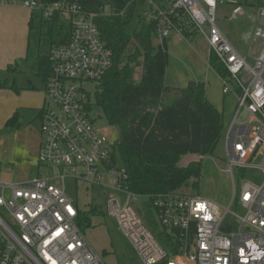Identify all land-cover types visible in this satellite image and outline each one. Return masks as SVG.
Instances as JSON below:
<instances>
[{
    "label": "built area",
    "instance_id": "obj_1",
    "mask_svg": "<svg viewBox=\"0 0 264 264\" xmlns=\"http://www.w3.org/2000/svg\"><path fill=\"white\" fill-rule=\"evenodd\" d=\"M225 3L171 0L163 9L149 0L152 12H147L158 20L161 45L174 33L183 35L174 18L185 16L229 72L227 78L220 76L223 93H234L240 106L223 139L232 199L220 205L179 190L137 194L128 188L125 170L113 165L118 134L98 127L92 109L90 86L96 87L113 66L95 13L78 0H0L1 5L21 4L48 21L58 14L71 27L69 41L53 46L49 55L51 76L45 86L49 100L41 111L37 158V165L49 170L32 180L7 182L0 168V264H107L78 224L82 209L67 193V178L115 190L107 197L106 212L116 220L139 264H264V2L254 34L261 49L253 64L217 24L219 5ZM242 13L238 3L226 19L233 21ZM244 108L247 116L241 119ZM249 170L260 171L261 181H243L241 171ZM143 199L155 209L163 231L175 237L173 246L161 243L150 230L143 207L135 206Z\"/></svg>",
    "mask_w": 264,
    "mask_h": 264
},
{
    "label": "trees",
    "instance_id": "obj_2",
    "mask_svg": "<svg viewBox=\"0 0 264 264\" xmlns=\"http://www.w3.org/2000/svg\"><path fill=\"white\" fill-rule=\"evenodd\" d=\"M152 1L163 9L171 2ZM78 2L86 11L96 14L101 38L113 55L112 68L96 86L92 109L99 108L103 115L98 114L97 121L105 117L118 134L112 162L128 174V188L137 194L151 195L179 190L189 180L200 178L201 160L180 163L184 156L215 154L227 124L222 112L207 99L205 83L192 81L184 88L167 84L168 45L167 41L164 45L154 42L158 20L147 15L152 12L149 0ZM263 2L244 0V4L258 9ZM174 22L187 40L199 35L185 16L175 17ZM29 26L26 70L41 78L45 87L51 76L50 50L69 41L71 27L58 14L48 21L37 12L32 14ZM209 63L221 77H228L229 72L212 53ZM17 64L16 61L0 72H17ZM140 65L141 78L136 80V66ZM2 73L0 88L18 92L16 82L11 83ZM18 120L15 113L7 126L17 125ZM245 174L241 171V176ZM92 217L90 211L81 210L78 224L83 232L92 225ZM159 238L170 247L175 243V237L166 231L159 233Z\"/></svg>",
    "mask_w": 264,
    "mask_h": 264
},
{
    "label": "rangeland",
    "instance_id": "obj_3",
    "mask_svg": "<svg viewBox=\"0 0 264 264\" xmlns=\"http://www.w3.org/2000/svg\"><path fill=\"white\" fill-rule=\"evenodd\" d=\"M234 2L236 4H241L243 13L235 20L228 21L226 16H229L234 9ZM260 22L259 9L244 4V0H227V3L219 5L217 13V24L219 28L238 52L246 57L251 64H253L255 55L261 48V40L255 41L254 37L256 28ZM175 34L176 33H174V35ZM176 41L177 40L170 39L168 42L169 47H171L169 51L166 80L167 84L174 88H184L187 86V83L184 81H195L198 75L196 72L190 70V65L184 60L185 58L181 59L179 57L180 55H177L176 52L178 50L179 52L186 50L188 47L195 50L196 57L199 60L203 59L204 61L208 53V43L201 34L196 36L193 40H190V44L182 43L179 45ZM4 42L5 44L2 45V47L7 45V42ZM154 42L156 45L160 43L157 35L154 37ZM204 46L206 48H204ZM140 59L143 60L142 57ZM17 62L19 72H0L2 73L1 76L9 78L11 83L15 81L19 87L18 92L10 88H0V94L3 93L0 95V168L1 178L3 181L7 182L32 180L38 175L44 174L45 170H49L47 167H39L37 165V159H35V149L39 141L41 142V118L40 110L32 108L28 99V93L33 86L38 91L44 93V83L41 78L27 72L25 58H20ZM141 74L142 66H136V80H140ZM223 88L224 86L222 83L221 91ZM90 89L93 93L94 101V94L96 91L95 84L92 83ZM211 91L214 98H208L217 104L218 107L220 106L219 109L224 116L226 124L230 123L239 110L238 108L240 105L238 97H236L234 93H223L228 103L224 104V98L221 103L219 97V87L213 84L211 86ZM47 100H49V98H47ZM9 110H11L10 113L6 115V112ZM94 110L96 115H103L102 111L96 106ZM15 113L18 114L19 123L17 125L7 126L8 119ZM246 116L247 111L244 108L239 117L243 119ZM97 125L98 127H104L109 134L117 135L116 130L109 125L105 117L100 119ZM224 156L223 141L222 143L220 142L216 153L213 155H205L204 158L196 155L184 156L180 163L181 165H187L192 161L201 160L203 162V173L200 178L189 180L179 191L188 194H200L216 201L220 205H228L232 199L233 184L231 175L225 172L227 163ZM234 177L239 182L237 169L234 171ZM109 179V176L106 177V181L110 182ZM252 179L261 181L262 173L258 170L247 171L243 181ZM195 182L198 183V186H195ZM66 190L69 196L80 205L82 212L90 211V213H92V225L86 228L84 233L89 243L104 261L107 264H139L132 247L119 231L116 220L106 212L107 197L109 193L111 194L115 192V190L107 189L105 185H92L83 180L76 182L72 178H67ZM139 202L141 203H136L135 206L143 207L142 211L145 222L149 225L152 233L161 242L159 233L163 231V226L158 219L155 209L149 205V201L147 200L143 199L139 200ZM233 209L236 211L238 210L235 206ZM238 212H240V210H238ZM231 218L233 221L235 220L233 217Z\"/></svg>",
    "mask_w": 264,
    "mask_h": 264
},
{
    "label": "crops",
    "instance_id": "obj_4",
    "mask_svg": "<svg viewBox=\"0 0 264 264\" xmlns=\"http://www.w3.org/2000/svg\"><path fill=\"white\" fill-rule=\"evenodd\" d=\"M31 17H32L31 11L26 7L22 6L21 4H13V5L0 4V35H1L0 36V71L6 70L9 65H14L18 59L26 58L27 48H28V38L30 32L29 22ZM175 35L174 36L172 35L170 39L177 40L176 42H178L179 45L182 43L190 44L189 43L190 40H187L183 35L181 34H175ZM8 36H9V40H8ZM170 39L167 40L169 51L171 46L169 47L168 42L170 41ZM4 41L7 42V45L2 47V45L5 44ZM204 48L206 47L204 46ZM207 49H208V53L204 61L203 59L199 60L196 57L195 50H192L188 47L186 48V50H183L181 52H179L178 50L176 54L180 55L179 57L181 59L185 58L184 60L187 61L190 65V70L192 72L197 73L198 78L195 81L196 82L200 81L205 83L207 99L219 109L220 106L218 107L217 104H215L214 102L211 101V99L208 98V97L214 98L211 91V86L213 84L214 86L219 87V95H220L219 97L221 103H222V99L224 98V94H223V90L221 91V86H222L221 77L211 67L209 63V58L211 55L209 46ZM259 52L255 55V57L259 54ZM17 72H13V73H17ZM192 81L194 80H190V81L186 80L184 82H186L187 83L186 85H188ZM176 88H180V87H176ZM45 90L46 88L44 87V93H43L35 88V89H31V91H29L28 93V99L31 103L32 108L36 110H40V118H41V110L43 109L47 100ZM224 104H228L225 98H224ZM10 111L11 110L7 111L6 115L7 113L9 114ZM39 147H40V141L35 149V154H34L36 155L35 159L38 158Z\"/></svg>",
    "mask_w": 264,
    "mask_h": 264
}]
</instances>
